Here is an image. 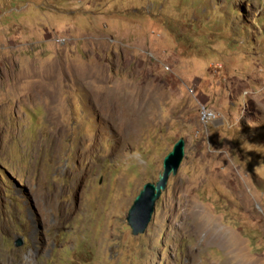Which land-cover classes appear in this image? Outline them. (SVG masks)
<instances>
[{"label": "rangeland", "instance_id": "obj_1", "mask_svg": "<svg viewBox=\"0 0 264 264\" xmlns=\"http://www.w3.org/2000/svg\"><path fill=\"white\" fill-rule=\"evenodd\" d=\"M0 264H264V0H0Z\"/></svg>", "mask_w": 264, "mask_h": 264}, {"label": "water", "instance_id": "obj_2", "mask_svg": "<svg viewBox=\"0 0 264 264\" xmlns=\"http://www.w3.org/2000/svg\"><path fill=\"white\" fill-rule=\"evenodd\" d=\"M184 149L185 141L180 138L164 157L162 172L158 175L157 182L145 184L134 198L126 216V222L133 235L143 234L147 229L155 210L156 201L166 189L170 175L175 176L177 174L184 156ZM22 244L23 240L20 237L13 243L14 247H20Z\"/></svg>", "mask_w": 264, "mask_h": 264}, {"label": "built area", "instance_id": "obj_3", "mask_svg": "<svg viewBox=\"0 0 264 264\" xmlns=\"http://www.w3.org/2000/svg\"><path fill=\"white\" fill-rule=\"evenodd\" d=\"M215 118L214 113L206 108L205 106H201L200 112H199V120L205 124Z\"/></svg>", "mask_w": 264, "mask_h": 264}]
</instances>
